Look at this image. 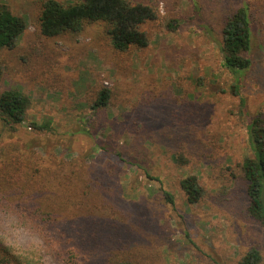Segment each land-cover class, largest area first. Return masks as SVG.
I'll list each match as a JSON object with an SVG mask.
<instances>
[{
    "label": "rangeland",
    "instance_id": "rangeland-1",
    "mask_svg": "<svg viewBox=\"0 0 264 264\" xmlns=\"http://www.w3.org/2000/svg\"><path fill=\"white\" fill-rule=\"evenodd\" d=\"M139 1L158 10L141 25L148 45L118 51L102 22L43 36L41 0H0L27 23L0 51V91L30 99L23 122L0 119V234L42 252V264L64 263L44 251L38 220L76 264H236L250 247L264 259L238 165L248 120L264 117V0H248L251 63L239 74L219 45L241 0ZM102 87L109 99L93 107ZM186 174L203 188L196 203L180 188Z\"/></svg>",
    "mask_w": 264,
    "mask_h": 264
},
{
    "label": "trees",
    "instance_id": "trees-1",
    "mask_svg": "<svg viewBox=\"0 0 264 264\" xmlns=\"http://www.w3.org/2000/svg\"><path fill=\"white\" fill-rule=\"evenodd\" d=\"M157 18L158 10L150 3L139 0H41L36 25L41 35L55 36L65 31L77 32L87 22H102L112 46L118 51H125L131 46L148 45V35L141 25ZM26 25L23 16L14 14L4 3H0V51L14 48ZM252 29L249 1L241 0L240 5L226 16L220 31L221 63L234 74L250 66L248 52L252 45ZM1 72L0 64V77ZM230 87L234 93H238V83L233 82ZM109 95V88H100L92 106L105 105ZM29 103V97L16 87L1 90L0 119L11 126L23 122ZM29 125L36 130L50 129L49 121H30ZM247 130L249 152L238 165L245 181L246 211L264 228V117L259 113L250 117ZM179 185L187 202L196 203L201 199L203 188L195 174L183 176ZM34 223L36 232L45 242L43 249L46 253L57 257L60 263L76 264L66 260L74 256V248H68L67 256L62 259L61 249L53 237L48 236L45 225L39 220ZM28 225L32 226L33 223L28 222ZM58 236L60 238L62 234ZM79 239L83 241L84 237L79 234L78 242ZM40 254L42 252L11 243L0 234V264H42ZM109 264L138 263L117 259ZM236 264H264V259L256 247H250L237 259Z\"/></svg>",
    "mask_w": 264,
    "mask_h": 264
}]
</instances>
